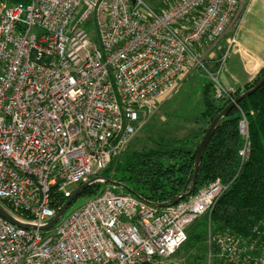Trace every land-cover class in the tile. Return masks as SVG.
<instances>
[{
	"label": "built area",
	"instance_id": "2783aa9c",
	"mask_svg": "<svg viewBox=\"0 0 264 264\" xmlns=\"http://www.w3.org/2000/svg\"><path fill=\"white\" fill-rule=\"evenodd\" d=\"M245 2L178 0L156 11L142 0H0V205L31 226L0 216V264H170L227 190L219 180L169 205L107 186L52 230L40 227L59 212L54 196L68 200L70 187L102 176L197 64L216 99L229 95L196 47L236 25L235 46ZM239 129L246 161L245 119ZM212 242L216 264H264V230Z\"/></svg>",
	"mask_w": 264,
	"mask_h": 264
},
{
	"label": "trees",
	"instance_id": "16d2710c",
	"mask_svg": "<svg viewBox=\"0 0 264 264\" xmlns=\"http://www.w3.org/2000/svg\"><path fill=\"white\" fill-rule=\"evenodd\" d=\"M5 1L14 5L30 2ZM220 66L218 62L210 72H218ZM263 75L264 69L243 90L231 91L221 99L215 97L216 85L204 82L200 87V119L191 135L182 139H154L150 147L132 151L121 147L102 174L158 205L175 203L190 190L195 175V193L217 180L228 186L212 213L198 217L188 227L187 241L174 255L184 254L181 264H209V258L216 264L218 247L215 242L209 244L210 235L230 231L246 237L258 229L264 230V83L220 120L196 172L201 142L215 118L243 92L253 88ZM243 119L248 124L250 143L246 161L240 156L245 143L239 129ZM105 188L104 183H95L80 197L92 198ZM66 201L62 196H54L57 211Z\"/></svg>",
	"mask_w": 264,
	"mask_h": 264
},
{
	"label": "rangeland",
	"instance_id": "374dc122",
	"mask_svg": "<svg viewBox=\"0 0 264 264\" xmlns=\"http://www.w3.org/2000/svg\"><path fill=\"white\" fill-rule=\"evenodd\" d=\"M145 4L152 7L156 11L167 9L170 5H174L178 0H142ZM247 0L245 9L243 10L240 20L238 22L239 34L245 32L247 17L245 12L249 6ZM246 19V22H244ZM237 23V22H236ZM236 26V25H235ZM234 26V29H235ZM232 27L228 31V37L232 35ZM228 40V39H227ZM233 47H227L224 54V62L232 54ZM204 67L209 71L210 69L202 59ZM221 63V62H220ZM264 69V67L262 68ZM220 70V69H219ZM214 76L217 77L218 83H223V75L217 74L213 71ZM206 81H212L215 85L217 83L205 72V68L197 64L180 82L177 89L168 97L157 102L153 112L148 118L145 119L142 127L138 130L133 139L124 146L126 151L136 149H143L151 146V141L154 139H182L193 133L198 126L199 113H200V87ZM254 81V80H253ZM252 81V82H253ZM107 187L108 185L105 184ZM113 192L127 194L122 188L109 185ZM78 188V187H77ZM75 190L76 187H70ZM90 198L78 197L67 209L62 219L66 218L72 211L82 206ZM60 223V222H59ZM58 223V224H59ZM52 230V229H51ZM184 260V254L179 253L172 257L170 264H181ZM216 262V260H214Z\"/></svg>",
	"mask_w": 264,
	"mask_h": 264
},
{
	"label": "crops",
	"instance_id": "0c3cea01",
	"mask_svg": "<svg viewBox=\"0 0 264 264\" xmlns=\"http://www.w3.org/2000/svg\"><path fill=\"white\" fill-rule=\"evenodd\" d=\"M245 17H247V22L246 19L244 21L245 32L242 31L238 39L240 27H237V43L225 62L223 58L229 46L228 32L219 41L202 42L196 47L197 54L204 59L210 69H215L216 64L221 62L219 68V73L223 75L221 84L232 91L243 90L264 67V0H250Z\"/></svg>",
	"mask_w": 264,
	"mask_h": 264
},
{
	"label": "water",
	"instance_id": "95a60500",
	"mask_svg": "<svg viewBox=\"0 0 264 264\" xmlns=\"http://www.w3.org/2000/svg\"><path fill=\"white\" fill-rule=\"evenodd\" d=\"M264 83V75L263 77L260 79V81L251 89L243 92L239 97H237L222 113H220L215 120L213 121V123L211 124L208 132L206 133V135L204 136L198 154H197V168H196V172L199 169V165L202 161L203 155L206 151V148L217 128L218 123L220 122V120L224 117H226L229 112L236 106L239 105V103L246 98L247 96H250L252 93H254L262 84ZM95 183H104L106 185H112L115 187H119L122 189L127 190L130 194L139 197L137 194H135L130 188H128L127 186L115 181L112 178H109L107 176H96L91 178L90 180H88L87 182L83 183L82 185H80L78 188L75 189V191L73 192L72 196L65 202V204L62 206V208L59 210V212L56 214V216L50 220L46 225L40 227V230L42 231H48L50 229H52L61 219L62 217L65 215L67 209L69 208V206L82 194L83 191H85L88 187H90L91 185L95 184ZM196 190V175L192 184V187L190 188V190L185 193L184 195H182L177 201L179 200H184L186 198H188L189 196H191L192 194L195 193ZM0 216L5 218L6 220H8L9 222L18 225V226H22V227H26V228H31V226L26 225L21 223L20 221H18L13 215H11L2 205H0Z\"/></svg>",
	"mask_w": 264,
	"mask_h": 264
}]
</instances>
